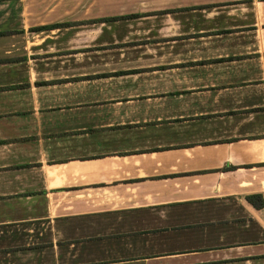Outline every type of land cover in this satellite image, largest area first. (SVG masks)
<instances>
[{
  "label": "crops",
  "instance_id": "0c3cea01",
  "mask_svg": "<svg viewBox=\"0 0 264 264\" xmlns=\"http://www.w3.org/2000/svg\"><path fill=\"white\" fill-rule=\"evenodd\" d=\"M264 0H0V264H264Z\"/></svg>",
  "mask_w": 264,
  "mask_h": 264
},
{
  "label": "trees",
  "instance_id": "16d2710c",
  "mask_svg": "<svg viewBox=\"0 0 264 264\" xmlns=\"http://www.w3.org/2000/svg\"><path fill=\"white\" fill-rule=\"evenodd\" d=\"M248 199L257 208H261L264 206V195L263 194L250 195L248 196Z\"/></svg>",
  "mask_w": 264,
  "mask_h": 264
}]
</instances>
